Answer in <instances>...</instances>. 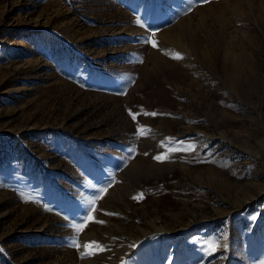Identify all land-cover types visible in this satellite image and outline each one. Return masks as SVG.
Returning a JSON list of instances; mask_svg holds the SVG:
<instances>
[{"label":"rangeland","instance_id":"374dc122","mask_svg":"<svg viewBox=\"0 0 264 264\" xmlns=\"http://www.w3.org/2000/svg\"><path fill=\"white\" fill-rule=\"evenodd\" d=\"M0 264H264V0H0Z\"/></svg>","mask_w":264,"mask_h":264},{"label":"snow or ice","instance_id":"6c2138e0","mask_svg":"<svg viewBox=\"0 0 264 264\" xmlns=\"http://www.w3.org/2000/svg\"><path fill=\"white\" fill-rule=\"evenodd\" d=\"M204 3H207L208 0H203ZM146 43L149 42L148 39L145 40ZM152 46L153 47H156V43L155 42H152ZM173 59H183V56L180 54V53H175L173 56H172ZM130 115L132 116V119L135 120L136 119V115L135 114H132L130 112ZM152 115H155V113H152ZM141 134H144L143 133V128L141 126ZM171 140V138H169ZM178 150H183V151H194V146L193 145H189L188 147H183V145L181 144V146L179 148H176V149H172V148H169L167 152H165L164 154L162 155H156L154 157L155 160L157 161H160V162H163L164 160L168 159L169 158V153L171 151H178ZM133 151L132 149H129V152ZM145 155H147V153H145ZM107 191V188H102L100 189V192H106ZM143 197V193L139 194L138 197H133V199H139V198H142ZM92 204V208L90 209V211H95V200H93L91 202ZM109 215H114L113 213H108ZM88 219H92V217H88ZM99 223H103V221H98ZM83 224H76L75 227L77 229V232H79L80 230H82L83 228ZM74 246H76L77 248L80 247L79 243L78 242H75L74 241ZM85 249H89L91 248L92 250L91 251H85L84 253H82V256H85V255H94L96 251H103V247L96 244L95 242H92L91 245H85L84 246Z\"/></svg>","mask_w":264,"mask_h":264}]
</instances>
